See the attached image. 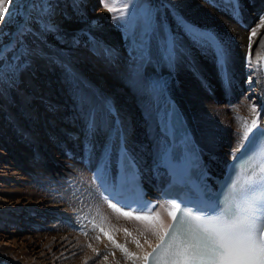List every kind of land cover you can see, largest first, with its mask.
Listing matches in <instances>:
<instances>
[{
    "label": "bare ground",
    "instance_id": "6f19581e",
    "mask_svg": "<svg viewBox=\"0 0 264 264\" xmlns=\"http://www.w3.org/2000/svg\"><path fill=\"white\" fill-rule=\"evenodd\" d=\"M163 1L164 5L154 7L151 11L150 22L146 28V31L150 32L146 39V47L135 48L131 53L128 52L129 39L127 48L121 46L123 40L120 32L109 24L106 9L89 13V6L87 7L86 3H96L97 0H57L52 4L51 12L60 11L53 13L52 17L53 23L60 29L57 42L68 43L71 40L74 46L68 50L69 52H65L64 46L57 43L44 44L42 53L50 57L48 59L52 61L38 55L35 65L46 73L47 69H52L58 62H64L71 68L70 72L74 74L75 79L84 84L86 92L84 94V91L78 90L75 93L78 101L82 100V103L77 102V110H72L68 114L70 118L68 116L67 118L76 121L75 117L79 115L80 119L77 122H82L84 134L94 131L96 127L99 132L103 131L104 137L98 151L99 142L95 139L92 146L87 145V142L81 149L71 146L70 150H63L57 156L46 150L45 154L49 153V156L43 157L42 150L47 143L43 144L35 122H38L40 126L42 116L39 112L44 110L40 109V105L35 103L34 99H45L53 108L63 107L66 104L40 92V85H36L37 82L31 80L27 69L21 72L20 80L28 85L29 92L17 86L16 92L19 97L16 98L15 109H13L14 104L5 98L6 93L0 95V97L3 96L0 101V110L4 111L3 114L7 115L12 124V127H9L7 117L3 118L0 113V179L5 181V178L12 177L17 169H22L21 174H18L20 180H28L31 179L30 177H33L30 181L41 179V176L49 173L48 169H44L54 166L48 161L50 160L56 162L60 172L74 168V172L71 170L70 174L66 171V175L78 181L74 184L78 187V193L75 192L76 200L72 206H69L65 200L61 204L59 201L49 203L48 201L52 199L48 195L30 190L26 188V185L11 188L10 183L3 184L4 187L0 188V244L7 246L8 256L0 261V264H142L145 253L158 236H154L148 230L147 222L126 218L115 212L110 205L115 208L120 207L100 192L104 182L113 181L116 149L120 145L128 148L148 192L155 194L156 188L167 177L161 168V156L168 146L165 120L170 101L176 102L183 111L201 158L211 172H221L225 161L236 150V133L243 120L250 122L256 118L261 125H264V90L258 63V56L264 50V21L260 19L257 24L254 23L255 13L249 11V8L243 12L245 21L241 18L237 20L231 13L226 14L225 11L228 10L226 7H230L231 4L225 0L217 2L215 0V2L213 0ZM243 3L244 6H248L245 1ZM262 3L264 0H254L253 10H257ZM161 13L167 14L165 30L160 28ZM74 16L92 20V25L87 28L98 37L91 40L92 49L86 48L84 42L83 45L76 42V31L85 24L79 20L69 21ZM242 22L245 23L238 24ZM189 32L192 35L202 33L205 38L202 36L195 42L191 38L192 35L189 36ZM253 32L256 33L255 36L252 35ZM162 41L167 45L165 50H161ZM35 44L31 43L30 48L36 49ZM114 48H116L115 52L112 50ZM221 52L226 58V72L221 68L223 61L218 59V53ZM109 56L111 59L114 57L119 60L115 67L111 66ZM80 59L89 61V70L99 71V74L82 70L81 66L75 64ZM140 64H143L142 69H136ZM126 66L133 68L132 78H129L131 74ZM43 73L39 77H43L45 75ZM102 76L114 81L115 84L126 86L133 83L141 84V81L147 85L149 82L153 85L154 82L163 85H161L163 88L160 94L154 100L153 109L139 108L138 113L139 115L143 113V116L141 115V120L140 116L136 118L142 122L145 121V126L141 127V130L134 129L131 119L135 116L130 114L132 112L124 110L125 113H123V109H120L121 105L115 106L114 101L118 94L116 92L122 88L116 84L108 89L103 82L106 78ZM243 87L247 92L239 94ZM81 105H84L83 109ZM253 108L256 110L255 115L252 112ZM22 114L23 116H20ZM23 118L27 121V125L24 124ZM48 119L51 123L55 121L52 115ZM59 126L66 131L65 124L60 123ZM44 128L46 129L44 135L47 133L55 135V131L53 132L47 124ZM67 131L71 135L77 132L73 129H67ZM27 142L30 143L27 145L31 147L30 152L24 148ZM224 145L228 147V150L222 153L219 148L223 150ZM64 151L70 159L66 158ZM28 155H31V161H27ZM8 163H13L19 168L10 172ZM66 163H69V166ZM26 164H30L27 166L31 172L30 175L23 172ZM76 165L79 166L76 168L74 167ZM98 174L102 179L96 178ZM91 194L96 195L95 198H98V201L94 200V197H89ZM44 199L48 201L43 202ZM155 205H159L156 211L161 214L163 225L166 227L171 217L164 211V202L158 201ZM53 206H59L60 209L52 212ZM79 206L88 210V218L93 220L92 225L88 224L89 228L94 227V231L100 234L99 242L92 238H82L76 232L65 230L68 228L54 219L46 220L44 225L55 232L36 229L29 234L21 233L16 236V230L10 231L5 226L1 228L2 222L17 224L19 227H34L36 225L34 218H25L28 211L45 217L56 215L72 222L71 218L74 217H67L66 214L71 213L70 208L78 212ZM120 209L122 212L129 211ZM77 214L74 215L76 216L74 220L78 221L80 217L77 218ZM144 214L134 213V215ZM10 218L14 221L12 222ZM83 222L87 224L86 219ZM38 226H43V223ZM123 228L130 235L122 232ZM157 231H159L158 227ZM105 233H108L112 240H109ZM113 240L115 244L121 245L132 253L133 258L130 259L120 248H117ZM136 241L141 247H137ZM94 248H102L107 252L97 257L98 255H95L93 251Z\"/></svg>",
    "mask_w": 264,
    "mask_h": 264
},
{
    "label": "rangeland",
    "instance_id": "374dc122",
    "mask_svg": "<svg viewBox=\"0 0 264 264\" xmlns=\"http://www.w3.org/2000/svg\"><path fill=\"white\" fill-rule=\"evenodd\" d=\"M55 1H57V0H12V2L10 4V12L7 13V19L4 20L3 23H0V46H3L7 41H8V43H6L5 45L10 44V43L12 45H14V47L9 50V52L7 54V60L5 61V63L6 64H15L17 66V74L16 75L11 76L5 80H0V95L6 93L7 96L5 98H8L14 104L13 109H15L17 107L16 98L19 97L17 95V92H16L17 86L21 87L23 89V91L26 90L27 92H29L28 91L29 90L28 85H26L24 81L20 80L21 72L24 69H27L28 72L30 73L31 80L36 81L37 82L36 85H38V84L40 85V87H39L40 92H44L45 95L52 96L54 99L61 100L64 104H66L63 107L53 108L50 105V103L45 101V99H40V100L34 99L35 103L40 105V109L42 108V110H44V111L39 112V114H41V116H42V118H41V116H39L41 118L40 119V126H39L38 122H35V125H38L36 127V129H37L38 134L40 135L41 139L43 140L42 142H44L43 144L47 143L44 147V150H42L43 148H41L43 157H46V158H47V156H49L50 152H52L54 155L57 156V154L63 150H67V149L70 150L71 146H76L78 149H81V147H83V144L86 142H87V145L92 146L95 139H97V141L99 142L98 146H97V151H98V149L100 148L99 144H102L101 143V142H103L102 137H104L102 134L103 131L99 132L98 128H96V127H95L96 132H95V130L94 131L91 130V132H88L89 134L88 133L84 134V132H83L84 128L82 129V125H83L82 122H79V123L77 122L80 119V117H78L79 115L77 116V118L75 117L76 121H74V119H72V120L68 119V118H70V115L68 116V114L72 110H77L76 103L82 101V100L78 101L77 96H75V93L78 90L82 91V92L84 91L83 92L84 94L86 92L85 91L86 88L84 87V84L82 82H80L79 80L75 79L74 74L70 72L71 68L68 67L66 64H64V62H58L53 67L54 69L53 68L47 69V73L49 74V75H47V73L43 69H40L39 67H36V65H35V63H36L35 60H36L38 55H39V57H43L46 59L50 58V57H47L46 54L42 53L44 51L42 48V45H44V44H55V43H57V45L64 46L65 52H69L68 50H70V48H72L74 46V43L71 40L68 41V43L67 42H57L58 41L57 36L59 35L60 29H59L57 24L53 23L52 17H53V13L60 12V11L51 12L52 11L51 10L52 4ZM215 1L217 2L220 0H215ZM222 1H224V0H222ZM225 1H228L231 4L230 7H228V6L226 7L228 9L225 11L226 14L231 13L234 18L235 17L237 18V20L239 18H241L245 21V17L243 16V12H244V10L246 11L249 8V11H253V14L255 13L253 15V18H254L253 22L254 23L257 24L258 22H260L259 21L260 19H261V21H264V3L260 4L257 7L258 9L254 11L253 10V8L255 6L254 0H225ZM243 1H245L248 4V6H244ZM105 3H110L112 6H114L117 9V11H114V12H108L107 11L108 16H109V17H107V19H108L109 24H111L117 31L120 32L121 39L123 40V42L121 43V46L127 48L128 44H129V46H130V49H128L129 53L134 51L135 48L143 47V46L146 47V44H147L146 39L148 38L149 33H150L149 31H146V28L148 27V24L150 22L151 11L153 10L154 7H161L162 5H164L165 4L164 1L163 0H97L96 3H92V4L86 3V6L87 7L89 6L88 7L89 13H95L99 9H106L104 7ZM116 17H119V19H116ZM159 18H160V24H161L160 28L165 30L166 22H167V14L161 13ZM70 20L71 21L79 20L80 22L87 25L86 27L84 25V26H81L77 29V31H76L77 35H75V40L79 45H83V42H84L86 48L92 49L91 40H95L94 38H98L92 32H90L89 28H87L88 26L92 25V23H93L92 20L80 18L79 16H74V17L70 18L69 21ZM179 21H182V20H179ZM244 23L245 22L238 23V24H244ZM45 26H49V28L46 29ZM243 27H245V26H243ZM22 29H23V31H21ZM36 29H38V30H36ZM189 34H187V35H189V36L192 35L190 32H189ZM206 34H207V32H206ZM202 36H203L202 33L201 34L196 33V34H193L191 36V38L195 42H197L196 40L200 39V37H202ZM194 38H196V39H194ZM203 38H205V36H203ZM128 39H129V43L127 44ZM204 40H206V39H204ZM31 43H34V44L36 43L35 47H37V48L36 49L30 48ZM166 47H167L166 43L164 41H162L161 50L162 49L165 50ZM112 50L115 52L116 48H114ZM24 52H26L27 55L22 54ZM91 53H94V52L92 51ZM15 56H20V59L19 60H13V57H15ZM110 57L111 56H109L111 66L115 67L118 59H114V57L111 59ZM48 61L51 62L52 60L48 59ZM75 64L77 66H81L82 70H84L86 72L92 71V70H89V66H88L89 61L80 59ZM142 67H143V64H140L136 67V69H138V68L142 69ZM69 68H70V70H69ZM126 68L129 71V73L131 74V76L129 78H132L133 68L129 67V66H126ZM42 71H44V73ZM59 72H60V74H59ZM92 72H93V74H99V71H92ZM41 73H43L45 75L43 77H39ZM103 77H105V76H102V78ZM105 80L106 81H103V82L105 83V86H107L108 89L113 88L114 85H116V84L120 88H122L120 91L116 92V93H118V94H116V98L118 100L115 98V100H116V101H114L116 103L115 106L119 107L121 105L120 109L121 110L123 109V113H125L124 110L132 112L130 114L135 116L134 118L131 119L133 122V125H134V129L137 128L138 130H141L142 129L141 127L145 126V124H144L145 121L144 120H143V122L140 121L141 115L143 116V113L141 115H139L140 114V113H138V112H140L139 108H142V107L147 108L148 107L149 109H153L154 100L156 99L158 94H160V91L163 88L162 87L163 85L159 84V82H154V85H153V83L149 82L147 85V84H145V82L141 81V84H134L133 83L134 85L130 84V85L126 86L125 84L124 85L119 84V83L115 84V83H113L114 81L112 82L108 78H106ZM100 87L102 88V86H100ZM243 88L244 89H241L239 94L240 93L244 94V92L246 90H245V87H243ZM129 92H130V94H129ZM125 93H127V95H123ZM1 99H3V96L0 97V101H1ZM128 99H130V100H128ZM122 102H124V103H122ZM84 105H81V108H82V106L84 108ZM85 107H86V105H85ZM0 113H2L1 116L3 118L7 117L6 114H3L4 113L3 110H0ZM51 115L53 117H55V121L53 123H51L48 119ZM20 116H23V114ZM67 116H68V118H67ZM136 116H138V117L140 116V120H138L136 118ZM7 120H8L7 123H9V127H12L11 121L8 117H7ZM22 120H23L24 124L27 125V121H25V118H23ZM60 123L65 124L66 131H65V129H62L59 126ZM46 124L50 129L53 130V132L55 131L54 136L50 135V133H47L46 135H44V133L46 131L44 126ZM138 125H139V127H138ZM67 129H73V130H75V132L77 130V132L74 135H71V134H69L70 132L67 131ZM46 139H47V141H46ZM28 144H30V143L29 142L25 143L24 148L26 151L30 152L31 147L27 146ZM223 148H224L223 150L219 148V151H222V153H225L228 150V147L224 145ZM46 150L49 151L48 154H45V153H47ZM44 154H45V156H44ZM64 155L66 156V158L70 159V156L67 154V152L64 151ZM30 157H31V155L30 156L28 155L27 161H31ZM78 158H80V157H78ZM59 159H60V157H59ZM77 160H79V159H77ZM48 161L54 165L50 168L44 169V170L48 169L49 173L45 174L44 176H41L40 177L41 179H35L32 181H30V180L33 177H30L31 179H28V180L27 179H25V180L18 179L19 178L18 174H21L20 172L22 169H17V167L19 168V166H16L15 164H13L14 162L12 164L8 163L7 164V166L9 167L8 171L13 172L17 169V172L13 173L12 177L5 178V181H2L0 179V188L4 187L3 184H6V183H10L11 185L9 187H11V188L26 185V188H29L30 190H35L37 193H44L45 195H48L52 199V201H50V200L48 201L47 199H44L43 202L48 201L49 203L50 202L58 203L57 201H59L61 204L65 200L69 204V206H72L76 200L75 199L76 198L75 192L78 193V190H77L78 187L74 184H75V182H78V181L75 180V178H73L72 176L67 177L66 171L67 172L69 171L71 174V170H72V172H74L73 171L74 168H72L70 170L65 168L66 170L64 172H60V171H58V167L56 166V162L50 161V160H48ZM1 162H2V160H1ZM66 164H68V166H69V163H66ZM29 165L30 164H26V166L23 167V169H24L23 172L30 175L31 172L29 171V168H27V166H29ZM77 166H79V165H76L74 167L77 168ZM91 172H93V169H91ZM89 174L91 175L90 172H89ZM59 177H61V178H59ZM66 177H67V179H66ZM71 178H73V180L70 181L72 183L69 182V180H71ZM90 178H91V176H90ZM60 179L62 180V182H60L61 181ZM66 180H68V181H66ZM92 180H94L93 175H92ZM92 192L94 193V191H92ZM60 193H63L65 196L62 194L64 196L63 197ZM89 197H91V198L94 197V200L98 201L97 200L98 198H95L96 195L92 196V194H91ZM64 198H66L67 200ZM91 200H93V199H91ZM85 203L87 204V201ZM57 209L58 210L60 209L59 206H53L51 208L52 212H54V210H57ZM70 212L71 213L66 214L67 217H74L75 218L76 216H74V215H76L78 213L77 218L80 217V218H78V221H77V219L74 220V218H71L72 222H68L66 220L61 219L59 216H56V215H46V217H45L44 215H40L38 213H32L31 214V211H28L26 214L27 217H25V218L26 219H31V217L34 218L33 221H35L34 223H36V225L34 227H32V228L19 227L17 224L2 222L1 228L3 226H5L6 229L7 228L10 229V231L16 230L15 231L16 236H18L21 233L29 234L33 230H36V229L37 230H42V229L43 230H49V232H51L54 230H52L49 227H45L44 223L48 219H51V220L54 219L55 221H58L59 223L66 226V228H68L65 230L76 232L77 234L81 235L82 238L83 237L87 238V239L92 238V239L99 242V240H98L99 236L98 235H100V234H98V232L94 231V227L89 228L88 224H91V222L93 220L91 218L90 219L88 218V216H89L88 210H85L79 206L78 212L75 210H72L71 208H70ZM86 213H87V217H86ZM42 218H44V219H42ZM85 219H86L87 224H84V222H83V220L85 221ZM10 220L12 222L14 221L13 218H10ZM42 223H43V226H38L39 224H42ZM78 223L80 224V226ZM75 224H78V225H75ZM76 226H78V227H76ZM74 227L77 229H75ZM121 231L125 232V229L123 228V230H121ZM6 247H5V245L0 244V261H3L8 256V254L6 252V250L8 248H6ZM93 251H94L95 255H98L97 257H99L102 254L107 252L105 249H102V248H100V249L94 248Z\"/></svg>",
    "mask_w": 264,
    "mask_h": 264
},
{
    "label": "snow or ice",
    "instance_id": "6c2138e0",
    "mask_svg": "<svg viewBox=\"0 0 264 264\" xmlns=\"http://www.w3.org/2000/svg\"><path fill=\"white\" fill-rule=\"evenodd\" d=\"M11 2L0 0V23L7 19ZM104 7L108 12L117 11L110 3H105ZM13 47L11 43L0 46V80L17 74L15 64L5 63ZM22 54L27 55L26 52ZM19 59L20 56L13 57V60ZM218 59L223 61L221 68L226 72L227 62L223 52L218 53ZM252 112L256 114L255 108ZM257 133L260 138L247 158V167L255 173V179L234 180L218 208L214 201L166 200L164 211L173 222L165 228L161 214L156 211L159 205L139 204L132 211L123 212L110 205L126 218L147 222L148 230L158 236L159 243L143 257L145 264H264V127L256 118L240 123L236 133V150L253 141ZM166 157L167 150L162 153L161 160ZM96 178L102 179L99 174ZM102 186L105 190L109 187L106 182ZM136 212L145 214L134 215ZM125 234L130 235L126 230ZM105 235L112 240L108 233ZM112 242L115 244L114 240ZM136 244L141 247L138 241ZM115 246L130 259L133 258L126 248L119 244Z\"/></svg>",
    "mask_w": 264,
    "mask_h": 264
},
{
    "label": "water",
    "instance_id": "95a60500",
    "mask_svg": "<svg viewBox=\"0 0 264 264\" xmlns=\"http://www.w3.org/2000/svg\"><path fill=\"white\" fill-rule=\"evenodd\" d=\"M6 43H8V41H7ZM6 43H5V44H6ZM5 44H4V45H5Z\"/></svg>",
    "mask_w": 264,
    "mask_h": 264
}]
</instances>
